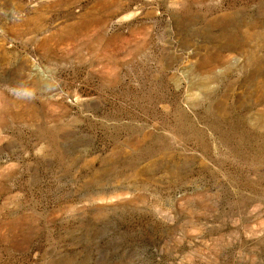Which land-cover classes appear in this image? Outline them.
<instances>
[{"label": "rangeland", "instance_id": "1", "mask_svg": "<svg viewBox=\"0 0 264 264\" xmlns=\"http://www.w3.org/2000/svg\"><path fill=\"white\" fill-rule=\"evenodd\" d=\"M0 264H264V0H0Z\"/></svg>", "mask_w": 264, "mask_h": 264}]
</instances>
